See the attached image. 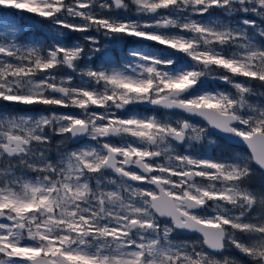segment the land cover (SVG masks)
Returning a JSON list of instances; mask_svg holds the SVG:
<instances>
[{
	"label": "snow or ice",
	"instance_id": "1",
	"mask_svg": "<svg viewBox=\"0 0 264 264\" xmlns=\"http://www.w3.org/2000/svg\"><path fill=\"white\" fill-rule=\"evenodd\" d=\"M0 264H264V0H0Z\"/></svg>",
	"mask_w": 264,
	"mask_h": 264
},
{
	"label": "rangeland",
	"instance_id": "2",
	"mask_svg": "<svg viewBox=\"0 0 264 264\" xmlns=\"http://www.w3.org/2000/svg\"><path fill=\"white\" fill-rule=\"evenodd\" d=\"M9 11H12V10H9ZM21 23H24V21H21ZM29 23L31 24V22L29 21ZM32 28L34 29V32H32V34H39L41 31H42V29L40 28V25L39 24H33L32 25ZM29 34V33H28ZM72 36H79L80 34H77V33H73V34H71ZM128 46V44L127 43H125L124 45H123V47H127ZM116 47L117 48H119V47H121V45H116ZM140 109H141V111L143 112V109H144V106H140ZM59 111H76L75 109H58ZM144 114H148V113H144Z\"/></svg>",
	"mask_w": 264,
	"mask_h": 264
},
{
	"label": "trees",
	"instance_id": "3",
	"mask_svg": "<svg viewBox=\"0 0 264 264\" xmlns=\"http://www.w3.org/2000/svg\"><path fill=\"white\" fill-rule=\"evenodd\" d=\"M29 35H33L32 32H30ZM253 183L256 184V185H259V183H260V178L257 177V178L253 181Z\"/></svg>",
	"mask_w": 264,
	"mask_h": 264
},
{
	"label": "flooded vegetation",
	"instance_id": "4",
	"mask_svg": "<svg viewBox=\"0 0 264 264\" xmlns=\"http://www.w3.org/2000/svg\"><path fill=\"white\" fill-rule=\"evenodd\" d=\"M161 112H162V110H161ZM149 114V113H148Z\"/></svg>",
	"mask_w": 264,
	"mask_h": 264
},
{
	"label": "water",
	"instance_id": "5",
	"mask_svg": "<svg viewBox=\"0 0 264 264\" xmlns=\"http://www.w3.org/2000/svg\"><path fill=\"white\" fill-rule=\"evenodd\" d=\"M163 111V110H162Z\"/></svg>",
	"mask_w": 264,
	"mask_h": 264
}]
</instances>
